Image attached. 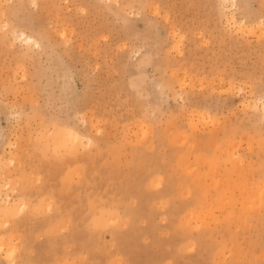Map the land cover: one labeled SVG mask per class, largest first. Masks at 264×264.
Segmentation results:
<instances>
[{"label": "rangeland", "instance_id": "374dc122", "mask_svg": "<svg viewBox=\"0 0 264 264\" xmlns=\"http://www.w3.org/2000/svg\"><path fill=\"white\" fill-rule=\"evenodd\" d=\"M0 264H264V0H0Z\"/></svg>", "mask_w": 264, "mask_h": 264}, {"label": "bare ground", "instance_id": "6f19581e", "mask_svg": "<svg viewBox=\"0 0 264 264\" xmlns=\"http://www.w3.org/2000/svg\"><path fill=\"white\" fill-rule=\"evenodd\" d=\"M23 40H24V42L27 43V44H29L30 42H32V38L29 37V36H26V35L23 37ZM24 261H25V260H24ZM24 263H26V261H25Z\"/></svg>", "mask_w": 264, "mask_h": 264}]
</instances>
